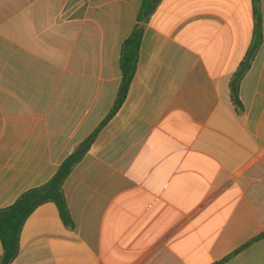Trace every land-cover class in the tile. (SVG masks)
<instances>
[{
  "label": "crops",
  "instance_id": "obj_1",
  "mask_svg": "<svg viewBox=\"0 0 264 264\" xmlns=\"http://www.w3.org/2000/svg\"><path fill=\"white\" fill-rule=\"evenodd\" d=\"M142 0H0V209L47 183L110 113ZM263 43L253 0H162L127 98L11 264H264ZM3 246L0 239V258ZM226 259V260H225Z\"/></svg>",
  "mask_w": 264,
  "mask_h": 264
},
{
  "label": "trees",
  "instance_id": "obj_2",
  "mask_svg": "<svg viewBox=\"0 0 264 264\" xmlns=\"http://www.w3.org/2000/svg\"><path fill=\"white\" fill-rule=\"evenodd\" d=\"M161 1L162 0H142V5L137 15L136 25L131 35L123 41L121 46L120 70L122 79L117 98L107 117L95 131L81 142L62 162L55 175L47 183L24 192L12 205L0 209V239L3 246L0 264H11L17 258L20 252V239L23 227L29 216L40 205L54 203L58 208L63 223L68 227L74 226V221L65 194V183L74 168L87 155L101 129L125 102L131 83L136 74L145 25L149 22ZM253 3L255 26L252 40L231 79L232 99L237 108L241 111L243 110V104L240 99L241 82L251 69L263 43L260 0H253ZM223 261L224 260L214 264H221Z\"/></svg>",
  "mask_w": 264,
  "mask_h": 264
}]
</instances>
